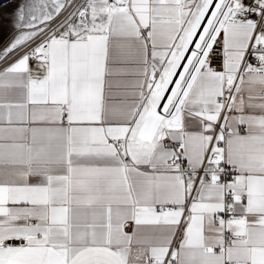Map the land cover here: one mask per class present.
Here are the masks:
<instances>
[{
  "label": "snow or ice",
  "instance_id": "obj_1",
  "mask_svg": "<svg viewBox=\"0 0 264 264\" xmlns=\"http://www.w3.org/2000/svg\"><path fill=\"white\" fill-rule=\"evenodd\" d=\"M0 264H264V0H17Z\"/></svg>",
  "mask_w": 264,
  "mask_h": 264
},
{
  "label": "rangeland",
  "instance_id": "obj_2",
  "mask_svg": "<svg viewBox=\"0 0 264 264\" xmlns=\"http://www.w3.org/2000/svg\"><path fill=\"white\" fill-rule=\"evenodd\" d=\"M17 0H0V25L7 24L16 8Z\"/></svg>",
  "mask_w": 264,
  "mask_h": 264
}]
</instances>
